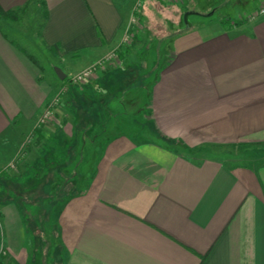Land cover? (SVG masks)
<instances>
[{"label": "crops", "instance_id": "crops-1", "mask_svg": "<svg viewBox=\"0 0 264 264\" xmlns=\"http://www.w3.org/2000/svg\"><path fill=\"white\" fill-rule=\"evenodd\" d=\"M177 1L0 0V264H264V0L185 29ZM169 30L161 60L148 33ZM40 51L68 78L117 61L72 89ZM26 187L64 194L41 263Z\"/></svg>", "mask_w": 264, "mask_h": 264}, {"label": "rangeland", "instance_id": "rangeland-1", "mask_svg": "<svg viewBox=\"0 0 264 264\" xmlns=\"http://www.w3.org/2000/svg\"><path fill=\"white\" fill-rule=\"evenodd\" d=\"M259 3H260V0H182V1H177L173 5V6H176L179 10V19H178L179 24L175 26V29H177L178 27L185 29L187 27L184 22V15L187 13H191V12L196 13L195 15H190L188 17V21L190 22L192 28H197L198 26L202 24H207V23H213V22L218 23L220 21L222 23H225V21L228 18H234V15L238 14L239 12L243 13V12H246V11H249L251 9L258 7ZM155 18L165 21V23H167V26L169 24H172V25L176 24L175 22L171 21V18H169V16L162 17L159 15ZM148 35H149L148 37H149V45H150L149 52L151 51L150 53L152 55L154 54V52H156V55H158L161 60L168 58L170 54L171 38L174 35V32L170 31L169 33L167 32L165 34L163 33L157 34L156 32L155 33L151 32V33H148ZM151 54L148 55V59L151 57ZM36 59L39 60L41 67L44 70V75L46 78L55 79L59 85L64 84V85H67V87L69 86L72 89L78 88L77 86L78 84H71V82L68 81L69 80L68 77H67L68 78L67 80H63V81H59L57 79L56 73H55L56 68L63 70L66 75H68V72L67 70H64V68H62L60 61L53 59L49 53L40 51L39 54H36ZM115 63L116 62L108 64L107 66H113L115 65ZM105 67H103L102 69H104ZM135 91H136L135 89H131V90L129 89V91L127 92V95L124 97V100L129 101L130 96L131 97L134 96ZM63 97H64V94H63ZM139 101H140L139 102L140 105H142V97ZM61 103H62V99L58 105H60ZM54 116H55V111H54L53 118ZM137 129H138L137 127H134L132 131L135 133L137 132ZM15 139L16 137H14V140ZM28 142H30V139L28 140ZM43 148H44V151H43L44 156H46V154L48 153L47 151H50L49 150L50 146L47 145V146H44ZM90 148H91L90 145L86 144V146L84 147V151L88 153ZM51 159L54 164L62 163V158L60 157L59 154H52ZM77 159H78V156H77ZM40 163L46 166L45 161H41ZM27 168L30 169L29 166H27ZM39 179L41 181V178ZM25 180H29V178H24V181ZM24 186H25V183H24ZM25 189H26V193L23 195V200L25 201V197L27 196V198L30 201L33 200L34 202L36 194H33L31 191H29L27 187ZM49 194L53 198L48 199L47 197H45V194H40L39 199H38L39 202H36V203L34 202L33 204H31V206L23 202V205H24L23 211L26 212V214L28 213L27 214L28 217H29V214L31 213H33V216L38 215L36 220L38 223L40 234H39L38 243L34 245V248H37L39 251L38 258L40 260V263H41V260L43 259L42 255L45 254L46 249L50 248L54 250L58 246V241L54 239V234L57 232V230H55V225H54L55 219L53 218L56 216L57 212L59 211V207L61 204H58L57 206H50L47 203H48V200L55 201L58 198H62L64 194L62 196L61 194L59 196V193L57 192L55 194H53L52 192ZM47 217H49V219ZM28 231H30L29 226H28ZM41 264H43V262Z\"/></svg>", "mask_w": 264, "mask_h": 264}, {"label": "built area", "instance_id": "built-area-1", "mask_svg": "<svg viewBox=\"0 0 264 264\" xmlns=\"http://www.w3.org/2000/svg\"><path fill=\"white\" fill-rule=\"evenodd\" d=\"M264 15V1L262 4L259 6V8L255 11V13L251 14L248 19L252 20L256 18L257 16ZM130 41V36L129 34H126L124 37V42L123 43H128ZM117 61V53L115 51L107 54L105 57H103L101 60H99L96 64H94L91 67H88L81 72L70 76L69 81L72 84H82L86 82L87 80H90L91 78L95 77L98 72L108 64L114 63ZM64 88H60L58 93L55 95L53 100L46 106L44 109L43 113L39 117L37 121V127L42 126L43 124L47 123L53 118L54 111L57 107V105L60 103L63 93H64Z\"/></svg>", "mask_w": 264, "mask_h": 264}, {"label": "water", "instance_id": "water-1", "mask_svg": "<svg viewBox=\"0 0 264 264\" xmlns=\"http://www.w3.org/2000/svg\"><path fill=\"white\" fill-rule=\"evenodd\" d=\"M192 13H187L184 15V22L186 24L187 27H190V22L188 21V17L191 15ZM55 73H56V76L58 77V79L60 81H63L66 77V75L60 70V69H55Z\"/></svg>", "mask_w": 264, "mask_h": 264}, {"label": "trees", "instance_id": "trees-1", "mask_svg": "<svg viewBox=\"0 0 264 264\" xmlns=\"http://www.w3.org/2000/svg\"><path fill=\"white\" fill-rule=\"evenodd\" d=\"M0 17H9L8 13L2 12V10L0 9ZM68 78L66 77L64 80H67Z\"/></svg>", "mask_w": 264, "mask_h": 264}]
</instances>
